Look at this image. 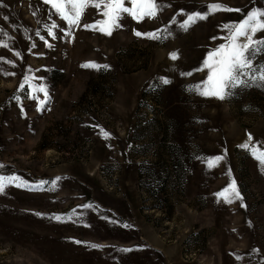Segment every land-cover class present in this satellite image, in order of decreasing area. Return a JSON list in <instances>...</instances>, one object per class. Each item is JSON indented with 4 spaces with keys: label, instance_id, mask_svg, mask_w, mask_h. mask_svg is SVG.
Listing matches in <instances>:
<instances>
[{
    "label": "rangeland",
    "instance_id": "rangeland-1",
    "mask_svg": "<svg viewBox=\"0 0 264 264\" xmlns=\"http://www.w3.org/2000/svg\"><path fill=\"white\" fill-rule=\"evenodd\" d=\"M156 3L106 35L84 27L105 19L93 6L70 27L43 0H0V176L46 182L0 194V264H264V82L224 100L193 90L224 26L264 0ZM213 4L232 11L181 27ZM232 180L243 199L226 203Z\"/></svg>",
    "mask_w": 264,
    "mask_h": 264
},
{
    "label": "snow or ice",
    "instance_id": "snow-or-ice-1",
    "mask_svg": "<svg viewBox=\"0 0 264 264\" xmlns=\"http://www.w3.org/2000/svg\"><path fill=\"white\" fill-rule=\"evenodd\" d=\"M45 4H50L55 10L56 14L67 24L72 26H79V22L83 11L88 6L96 7L101 10V14L105 17L104 20L97 22L96 25H84L85 28H95L100 32L111 35L112 30L117 25V20L121 14H128L137 21L143 20L145 17L154 18L161 6L156 3V0H43ZM130 4L131 6H125ZM217 11H232L221 4H213L207 6L205 13H192L188 14L187 19L181 25V27L187 30L192 24L198 20L207 19V16ZM57 26L53 24L49 29V35L55 38V34L52 29ZM224 30L227 31L223 39L225 43L221 44L218 48L214 49L207 55V58L203 61L202 67L197 71L207 70L206 80L199 85L193 86V90L199 92L200 95L205 97H215L220 100H224L229 95V90L235 88L238 85H251L253 83L264 82V65L254 66L253 59L258 52H264V39H255L258 31H264V10H253L246 14L245 19L241 22L233 25H225ZM135 35L147 36V38L156 39L158 33H140L136 32ZM0 46L6 47V44L0 43ZM51 47V45H48ZM17 55H19L17 53ZM171 59H178L177 53L171 54ZM8 63V61H4ZM82 67L100 68L105 69L108 66H99L94 63H88L82 65ZM5 75H11V73H5ZM183 75H191L186 73ZM163 83H169L168 80H164ZM24 84H29V78H25ZM24 84H21L23 89ZM264 86V83H261ZM43 92L47 97L46 89L41 86L39 88H33V93ZM35 99V95H33ZM46 100L40 101L41 109L43 108ZM103 131V130H101ZM105 138L109 137L107 132H103ZM249 140L251 137L249 136ZM241 147L248 148L247 144L241 145ZM252 154L260 162L262 168H264V151L252 150ZM223 157H215L208 160L207 166L209 168L214 167L222 160ZM3 165H0L2 168ZM41 182L37 185L27 184L17 176L4 177L0 176V194L5 192L8 186L14 185L18 188H24L29 191H41L43 184ZM218 197H222L226 203H232L234 200L242 201V196L236 186L235 180H232L230 185L217 194ZM243 206V205H242ZM87 207V206H85ZM37 215H41L37 213ZM57 221L62 220V217H52ZM76 243H81L76 241ZM92 248H99L100 245H89ZM122 251H131V249H123Z\"/></svg>",
    "mask_w": 264,
    "mask_h": 264
}]
</instances>
